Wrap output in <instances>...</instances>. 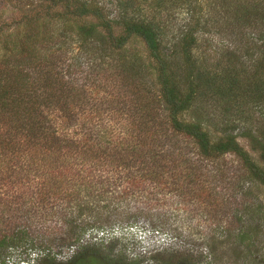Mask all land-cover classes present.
<instances>
[{
  "label": "trees",
  "instance_id": "trees-1",
  "mask_svg": "<svg viewBox=\"0 0 264 264\" xmlns=\"http://www.w3.org/2000/svg\"><path fill=\"white\" fill-rule=\"evenodd\" d=\"M202 1L110 0L116 12L110 18L95 0H45L43 14L24 13L0 25L7 53L0 60V261L31 237L30 244L47 250L32 264H144L103 246H83L60 262L48 246L71 248L86 229L136 217L103 215L95 202L119 186L128 196L145 184L158 186L166 175L179 180V171L165 169L187 165V151L209 162L233 155L248 180L264 187V126L258 136L242 134L262 165L235 133L238 122L251 121L249 108L264 105V0ZM178 10L187 21L173 35L169 14ZM55 19L73 27L54 35ZM213 28L234 44L215 60L200 52V36ZM70 33L92 68L66 57L61 42ZM134 41L143 45L145 57L128 53ZM104 172L115 178L98 176ZM184 177L198 180L190 168ZM50 219L57 226L33 229L36 220ZM256 235L255 228L235 234L232 251L240 256L230 264H264V255L249 251ZM197 258L186 244H177L150 261L196 264Z\"/></svg>",
  "mask_w": 264,
  "mask_h": 264
},
{
  "label": "rangeland",
  "instance_id": "rangeland-1",
  "mask_svg": "<svg viewBox=\"0 0 264 264\" xmlns=\"http://www.w3.org/2000/svg\"><path fill=\"white\" fill-rule=\"evenodd\" d=\"M95 1L103 7L107 17L108 15L110 18L114 17L116 12L110 0ZM202 3L206 4L207 0H203ZM45 4V0H0V25L11 19L20 18L24 13L33 14L38 11L41 15L46 8ZM205 10L204 5L203 11ZM168 13H163L162 17L166 18ZM169 15L172 16L170 28L174 31L172 33L174 35L186 23L187 17L179 10ZM71 27L73 25L70 21V29ZM50 28L54 35L58 34L65 28V20H53ZM5 34L8 35L7 32ZM67 35L70 37L61 42L66 57L73 59L74 65L84 70L92 68L94 63L80 49L76 37L71 33ZM200 44L202 45L200 52L205 53L212 60H215V54L223 55L232 49L231 45H234L227 33L215 28L210 33L200 36ZM2 45L3 42L0 43V60L7 56ZM127 48L128 53L137 51L141 57L146 55L140 42L134 41L128 44ZM207 110L211 112L210 107ZM248 110L251 113V121L238 122L235 131L237 142L256 164L262 165L259 152L252 149L251 142L242 134L251 131L253 136H258V129L264 126V105L253 106ZM184 118L187 119V116ZM209 132L213 138L217 137L213 127L209 128ZM187 150L189 149L186 147ZM187 155V165L165 169L168 172L179 171L178 173L181 174L179 180H177L179 175L174 177H170L171 174L166 175L158 186L145 184L139 190H130L128 196L121 195L122 188L118 183L117 189L112 188L113 190L108 191V199L95 202L98 209L103 207L100 210L103 215L108 211H115L136 213V217L128 220L115 219L103 228L86 229L79 236L78 242L71 243L72 246L74 245L71 248L53 242L48 246L51 255L56 257L57 261L65 262L83 246H103L106 250L113 247V255L122 254L123 257L132 260L145 259L144 264H153L150 258L156 252L175 247L177 244H186L197 254L196 264H230L234 257L240 256V252L232 251L236 240L235 234L239 230L255 228L257 235L251 236L250 239L255 245L249 251L252 257H262L264 255V187L257 181L248 180L240 161L233 155H225L213 162L196 159L192 151L190 153L187 151ZM189 168L196 172L198 179L196 182H190L184 177V171ZM98 176L108 177L110 182L115 178L107 172ZM92 200L94 201V198L82 199L93 202ZM54 222L55 219H50L48 223H40L36 220L33 229L43 230L44 225L53 228L57 226ZM30 241L31 237L27 244L9 249L7 257L0 261V264H32L36 255L42 257L47 253V250H42L40 244L33 246ZM207 246L216 249V254L209 255L206 252ZM44 247L47 249V246Z\"/></svg>",
  "mask_w": 264,
  "mask_h": 264
},
{
  "label": "built area",
  "instance_id": "built-area-1",
  "mask_svg": "<svg viewBox=\"0 0 264 264\" xmlns=\"http://www.w3.org/2000/svg\"><path fill=\"white\" fill-rule=\"evenodd\" d=\"M7 261V260H6ZM9 262V261H8ZM9 264H11V263H9Z\"/></svg>",
  "mask_w": 264,
  "mask_h": 264
}]
</instances>
